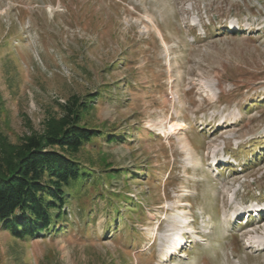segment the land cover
I'll return each instance as SVG.
<instances>
[{
  "label": "rangeland",
  "instance_id": "374dc122",
  "mask_svg": "<svg viewBox=\"0 0 264 264\" xmlns=\"http://www.w3.org/2000/svg\"><path fill=\"white\" fill-rule=\"evenodd\" d=\"M88 96L123 140L74 156L58 235L0 225V264H264V0H0V146Z\"/></svg>",
  "mask_w": 264,
  "mask_h": 264
},
{
  "label": "trees",
  "instance_id": "16d2710c",
  "mask_svg": "<svg viewBox=\"0 0 264 264\" xmlns=\"http://www.w3.org/2000/svg\"><path fill=\"white\" fill-rule=\"evenodd\" d=\"M95 99L72 98L61 118L52 117L43 134L26 136L18 146L1 142L0 225L15 239L58 235L69 196L96 178L74 156L95 138L123 140L84 123Z\"/></svg>",
  "mask_w": 264,
  "mask_h": 264
},
{
  "label": "bare ground",
  "instance_id": "6f19581e",
  "mask_svg": "<svg viewBox=\"0 0 264 264\" xmlns=\"http://www.w3.org/2000/svg\"><path fill=\"white\" fill-rule=\"evenodd\" d=\"M186 125L187 124H185V125H183L182 127L184 128V127H186ZM170 128V131L171 132H173V133H176L177 131H178V129L180 128V124H178L177 122H172L171 123V126L169 127ZM248 213V212H247ZM263 215H264V213H263ZM254 220V219H253ZM255 221V220H254ZM182 243H183V241L181 240V242H180V246L182 245ZM180 246H178V247H180Z\"/></svg>",
  "mask_w": 264,
  "mask_h": 264
}]
</instances>
